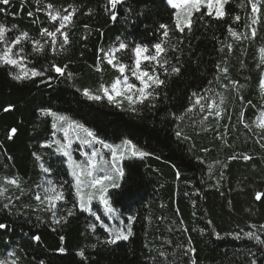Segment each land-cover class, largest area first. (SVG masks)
I'll return each instance as SVG.
<instances>
[{
	"label": "trees",
	"instance_id": "1",
	"mask_svg": "<svg viewBox=\"0 0 264 264\" xmlns=\"http://www.w3.org/2000/svg\"><path fill=\"white\" fill-rule=\"evenodd\" d=\"M241 3L245 7L241 8ZM45 4L57 10L69 5L78 8L74 26L68 29L70 44L66 51L59 49L63 39L59 34L55 54L50 41L45 43L48 38L40 35L42 28L56 27L43 11L37 10ZM106 6L107 0H41L39 4L36 0H10L9 5L0 4V9H5L0 11V24L9 29L6 41L10 43L24 32L29 34L14 48L23 57V66L37 71L48 69L43 76L17 83L9 75L15 74L13 67L0 66V187L7 189L0 195V223L6 225V229H0V259L11 260V252L19 264H191L193 258L197 264H250L252 259L264 264V249L253 241L230 235L241 229L250 230L249 225L257 226L259 231L258 226L264 224V201L254 200L255 191L264 192V140L257 143L260 137L254 134L255 130L250 132L239 122L242 110L248 123L264 111V99L259 95V80L264 76L259 53L264 48V4L260 6V22L255 25L257 36L241 41L232 38L227 29L250 35L245 27L251 12L247 0H230L222 20L195 13L192 31L185 30L183 34L174 30L175 10L166 0H124L118 5L114 22L108 18ZM236 15L241 17L239 21L234 20ZM161 23L172 29L168 44L176 45L177 50L166 44L167 59L171 65L179 64L181 73L167 76L164 69H158L166 84L156 89L158 97L151 102L154 107L146 101L136 105L138 112L134 114L128 111L127 101L116 107L106 99L90 101L82 95L85 88L95 94L101 84L108 86L119 76L105 62L100 65L102 72L97 73L99 49L106 51L124 42L151 50L161 39ZM35 41L44 46L43 52L33 51ZM228 44L233 46L231 52ZM116 55L132 65L130 51ZM52 64L66 65V73H72V79L57 76L51 71ZM218 65L228 68V79L218 73ZM165 67L170 70V65ZM127 74L131 76L130 72ZM230 81L244 87L237 93ZM194 93L217 102L220 94L225 97V113L219 127L217 120L209 116L205 121L209 130L203 131L200 121L206 113L198 107L186 114L195 100ZM248 101L251 105L244 107ZM5 108L11 110L5 112ZM48 111L67 121L54 129V118L44 115ZM179 116L184 119H176ZM69 122L95 133L94 138L88 137L93 141L89 145L101 146L100 156L109 154L104 145L121 144L118 152H123L125 139L150 153L141 158L124 151L125 156L118 163L125 172L120 180L122 188L109 190L122 193L109 195L115 216L106 214L97 199L90 205L94 215L80 212L76 205L75 180L56 145L63 139L64 123ZM12 128L17 133L9 140ZM178 130L189 139L177 138ZM221 135L224 139L217 138ZM77 145L74 143L72 149ZM84 148L88 154L89 149ZM233 153L248 154L253 159L229 161ZM71 154L75 162H84L74 150ZM41 166L50 171L45 173ZM13 178H19L23 194L5 183ZM49 180L65 196V202L55 210L56 218L67 217L68 209L74 212L66 223H54L52 212L34 198L35 194H43ZM129 216L134 217L129 240L106 244L110 237L105 228L126 231ZM90 224L95 225L94 231ZM34 236H39V241ZM60 247L65 248L64 253L58 251ZM189 247L195 252H187ZM77 252L84 256H77Z\"/></svg>",
	"mask_w": 264,
	"mask_h": 264
},
{
	"label": "snow or ice",
	"instance_id": "2",
	"mask_svg": "<svg viewBox=\"0 0 264 264\" xmlns=\"http://www.w3.org/2000/svg\"><path fill=\"white\" fill-rule=\"evenodd\" d=\"M37 4L41 2V0H36ZM167 5H169L174 11V30L181 34L185 33L187 30L189 33L192 31L194 20V14L200 13L201 17L208 16L212 19L222 20L226 17L227 12L225 10V6L230 2V0H166ZM23 3V0H22ZM124 0H107V6L105 9L108 18L111 21H116L118 17L117 8L118 5H122ZM0 4L9 5L10 0H0ZM264 4V0H247V5L250 6L251 12L248 17L249 23L245 25V27L249 30L250 35L248 33H238L234 31L231 27H228L227 31L229 35L234 38L236 41H241L242 39H254L257 36V25L260 22L261 16V5ZM240 7L243 8L245 5L243 3L240 4ZM204 9H207L205 12ZM38 11H43L47 16L48 21L56 25L54 30H50L49 28H42L40 31V35L42 37H47L48 40L45 43L50 41L51 48L53 53L57 51V34H59L63 39L62 43L59 44V49L66 51V46L70 44L68 29L74 26V17L78 12V8L69 5L67 8H63L57 10L51 4H45L42 9L38 8ZM0 11H5V9H0ZM90 15L91 12L86 13ZM29 16H33L32 12L28 13ZM241 17L236 15L234 17L235 21H239ZM87 28V26H85ZM15 28V25H13ZM159 29L161 30V39L159 42L154 43L151 46V50L147 46H143L141 44H135L130 47L129 44L120 42L118 46L111 47L106 51L104 49L98 50V59L97 64L95 65L96 71H102L100 65L101 62H106L109 66H111L115 71L119 73L113 82L106 86L101 84L97 92L94 94L89 89L85 88L82 90V95L86 97L90 101H101L106 99L109 104L115 105L116 107H121L123 101H127L128 111L133 112L134 114L138 112L136 105L144 104L146 101L149 102L151 106H155L151 104L153 100L158 97V93L156 89L164 86L166 81L161 79L160 74H158V69H164V75L167 76H179L181 73V66L171 65L170 61L167 59L168 47H171L173 51L177 50L176 45H170L168 42L171 39L169 25L161 23L159 25ZM9 31L3 24H0V43H4L5 47L2 51H0V66H9L17 68L18 71L13 74L9 73L11 79L17 83L24 82L28 79L43 76L48 69H44V71H37L35 68L29 70L24 67V59L20 56V52H14V48L17 45H20L22 41L29 38V34L27 32L22 33L21 35H17L11 42L9 43L5 39L6 32ZM168 44V47H166ZM232 45L228 44L227 48L229 52L232 51ZM22 51V50H21ZM33 51L35 52H43L44 46L40 44L39 41H35L33 43ZM123 51H130L133 59L132 65H127L122 62L118 57L117 53ZM260 53V63L264 65V48L259 50ZM177 59H179L177 57ZM243 64V61H241ZM147 65V66H145ZM166 65H170V70L166 68ZM66 65L61 67L56 64L51 65V71L56 73L57 76L63 77L67 75L69 80L72 79V73H66ZM218 73L222 74L225 79H228L227 76L228 68H221L219 65L217 66ZM131 73L132 80L130 81L129 75L127 73ZM233 86V90L237 93L239 92V88H243L244 85H236L235 82L230 81ZM226 87V86H224ZM195 96V100L192 106L186 109L187 113H192L193 109L198 107L201 113H206L202 116L200 121L203 126V131H208V126L205 125V121L208 120L209 116H212L217 120V126L219 127V120L225 113L222 105L225 103V97L220 94L219 101L215 98L208 96L197 95ZM259 95L262 99H264V76H261L259 80ZM242 103L243 98L241 97ZM202 101H206V103H202ZM251 105V101H248L244 104V107ZM264 107V105H262ZM10 108H5L4 111H10ZM44 115L51 116L54 118V122L52 127L57 128V124L67 121V118L64 116L57 115L54 112L48 111L45 112ZM244 111L242 110L239 114V122L243 125V127L250 132L255 130L254 134L259 136L260 139L257 140V143H260L264 140V111H261L255 120L252 123H248L244 119ZM178 120H183V116L176 117ZM78 127L83 130L87 134L88 137H95V133L90 131L87 128H83L82 125H73L72 123H68V127ZM225 128L228 125H224ZM65 137L67 138V129H64ZM17 133L16 128L10 129L8 133V139L12 140ZM177 138H182L184 140H188L189 137L184 135L181 131H176ZM218 139H224L223 135L217 137ZM102 143V142H101ZM59 144V141H57ZM122 145L130 152L132 156L138 157H146L150 155V153L145 152L137 148L132 142L128 139L122 141ZM50 145H42V147H49ZM70 147L69 144L59 145L57 148L58 152H62L63 155L67 156L69 159V168L72 169L71 175L75 180V184L73 185L75 192L74 196L76 199V205L78 206L80 212H91L90 205L94 199H98L99 202L104 205L106 214H111L112 216L116 215V209H114L109 202V195L112 197H116L121 195L120 191H112L109 192L110 189L117 190L121 189L122 185L120 180L124 178L125 172L124 169L118 166V162L122 160L125 156V152H118L117 150L121 147V145H104L105 148L111 150V162H109L105 157L98 156L96 151L91 153V157L88 158L86 165H81L72 160L71 155L68 151ZM261 148H264V143H261ZM204 151H208V149H204ZM37 160L40 159L38 155L33 154ZM83 155V153H82ZM98 157V159H97ZM242 159L247 162L253 157L248 154H237L233 153L228 160H236ZM217 163H220L217 161ZM45 173L50 170L47 168H43ZM224 168L227 167V164L223 165ZM103 173V175H96V173ZM209 172L211 174V165H209ZM177 179L180 177V172L176 173ZM220 178H223V171H221ZM5 183L8 185H12L18 189H20L21 194H23V189L21 188L19 178L6 179ZM218 186V185H217ZM39 187V186H38ZM7 191L6 188L0 187V195H3ZM35 200L42 205H45L48 211L52 212L54 223L60 224L62 222H67V217H71L74 215L72 209L67 210V217L61 216L60 218H56V209L58 204L65 202V196L63 191L59 190L56 185L53 184L51 180L47 181V187L43 188V194H35ZM19 199V197H17ZM254 200L257 202L264 201V192L255 191L254 192ZM96 221L100 224L101 228H104V223L101 221L99 216L95 217ZM134 217H128L127 230L120 228H105V231L109 233V239L105 241L108 245H115L120 241H128L129 238L133 235L132 231V221ZM123 224V221H121ZM181 223H183L181 221ZM250 230L244 231L240 230V233H231L234 239H247L253 241L257 246L261 249H264V224L258 226L259 231H257V226L249 225ZM89 228L93 231L95 230V225L90 224ZM0 229H6V225L4 223H0ZM216 238L219 239L220 236L217 234ZM34 240L39 241V236H34ZM61 242L64 241V237H60ZM60 253L65 252L64 247H60L58 249ZM187 252L194 253L195 249L189 247ZM10 257H13L11 260L0 259V264H19L18 259L14 258L13 253H8ZM77 256L83 257V252H77ZM191 264H197L196 260L191 259ZM250 264H257L256 259H252Z\"/></svg>",
	"mask_w": 264,
	"mask_h": 264
},
{
	"label": "rangeland",
	"instance_id": "3",
	"mask_svg": "<svg viewBox=\"0 0 264 264\" xmlns=\"http://www.w3.org/2000/svg\"><path fill=\"white\" fill-rule=\"evenodd\" d=\"M4 47H5V45L0 43V51H2ZM105 63H106V62H105ZM106 65H107L111 70H114V69H113L111 66H109L107 63H106ZM13 71H14V73H16V72L18 71V69L13 67ZM114 71H115V70H114ZM101 72H102V71H97V73H101ZM129 78H130V81H131V80H132V77L130 76ZM63 129H67V138L65 137V131L63 130V132H62L63 139H62V140H58V141H59V144H57V142H56V145H57V148H58L59 145H62V144H69L70 147L68 148V151H69V153H70L71 158H72L73 161H75V160L73 159L72 154H71V151H72V150H74V152L77 153L78 155H81V156H82V159H84V162H76V163L81 164V165H82V164L86 165V162H87L88 158L91 157V153H92L93 151H96V152L98 153V156H100V154H99L100 149H99V148H100L101 146H98V147L96 146L95 148H90V145H89V144L92 143L93 141L90 140V138H88V136H86L85 132H83L80 128L75 127V126H73V127H68V123H64V125H63ZM89 141H90V142H89ZM74 143H77L78 145H77V147H75L74 149H72V146L74 145ZM83 145L89 149L88 154H86V152H85V148H84ZM116 145H121V144H116ZM116 145H114V146H116ZM119 149H120V148H119ZM119 149H118L117 151H119ZM107 151L109 152V154H108L107 156H105V158H106L109 162H111V150H110V149H107ZM122 151H123V152L126 151L125 146L122 147ZM59 153H60L61 156L65 159V161H66V165H67L68 168H69V159H68V157L65 156V155H63L62 152H59ZM82 153H83V155H82ZM97 159H98V157H97ZM119 162H120V161H119ZM119 162H118V163H119ZM69 170H70V174H71L72 169L69 168ZM98 173H100V172H98ZM71 176H72V175H71ZM72 178H73V176H72ZM97 201L99 202L98 199H97ZM99 203H100V202H99ZM101 205H102V204H101ZM103 206H104V205H103Z\"/></svg>",
	"mask_w": 264,
	"mask_h": 264
}]
</instances>
